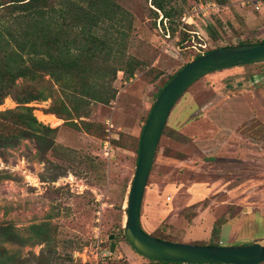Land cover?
Returning <instances> with one entry per match:
<instances>
[{
  "label": "rangeland",
  "instance_id": "obj_1",
  "mask_svg": "<svg viewBox=\"0 0 264 264\" xmlns=\"http://www.w3.org/2000/svg\"><path fill=\"white\" fill-rule=\"evenodd\" d=\"M115 1L124 14L125 59L137 63L133 75L117 73V94L110 103L90 102L82 117L90 125L79 119L77 126L64 123L55 114L54 123L42 120L39 113L51 114V98L27 103L39 122L57 127L53 149L42 160L28 138L0 155V172L8 175L0 179V224L27 236L31 224L47 222L55 236L50 253L42 251L43 244H2L28 264H148L123 234V207L157 88L193 58L197 43L211 50L264 39V6L256 9L247 0H228L212 11L200 9L203 0H172L167 3L174 14L170 34L150 0ZM208 24L214 35L207 34ZM42 86L45 93L60 94L48 75L37 85ZM17 105L7 96L0 111ZM262 188L264 62L206 74L170 112L143 194L141 226L169 241L208 244L213 223L223 222L221 231L226 229L224 222L264 200ZM254 207L261 217L264 207ZM254 224L236 234L234 244H222L221 232L220 245L251 243L257 234L264 243V223ZM41 252L43 263L35 258Z\"/></svg>",
  "mask_w": 264,
  "mask_h": 264
},
{
  "label": "trees",
  "instance_id": "obj_2",
  "mask_svg": "<svg viewBox=\"0 0 264 264\" xmlns=\"http://www.w3.org/2000/svg\"><path fill=\"white\" fill-rule=\"evenodd\" d=\"M171 1L150 0L160 12V24L167 23L169 34L174 21L173 12L167 7ZM203 1H214L221 6L228 0ZM122 12L115 0H0V104L7 96L18 103L13 109L0 111V155L5 148L28 138L34 141L42 160L47 151L53 149L57 127L39 122L33 107L27 105L31 101L51 98L47 111L64 123L77 126L75 119L90 125L82 119L89 114L90 102L108 104L115 98L117 89L113 82L117 73L133 75L137 66L134 60L125 59ZM208 25L207 34L214 35L211 24ZM98 28L104 32L98 33ZM252 42H264V39L238 43ZM199 50L208 51L205 47ZM199 54L196 50L193 58ZM173 74L157 88L155 98ZM45 75L58 85L59 95L45 93L44 86L37 87ZM5 177L8 175L0 172V179ZM222 224L213 223L208 244L220 245ZM54 241L47 222L31 224L27 236L20 235L11 224H0V264H28L26 259L2 246L3 243L43 244L42 251L50 253ZM42 254L35 257L41 263L44 262Z\"/></svg>",
  "mask_w": 264,
  "mask_h": 264
},
{
  "label": "water",
  "instance_id": "obj_3",
  "mask_svg": "<svg viewBox=\"0 0 264 264\" xmlns=\"http://www.w3.org/2000/svg\"><path fill=\"white\" fill-rule=\"evenodd\" d=\"M258 62H264V42L231 44L201 52L177 70L156 96L141 130L137 161L123 207V234L129 245L142 256L182 264L264 262V243L258 241L227 246L173 242L145 232L140 225V207L146 183L158 142L176 101L206 74Z\"/></svg>",
  "mask_w": 264,
  "mask_h": 264
},
{
  "label": "crops",
  "instance_id": "obj_4",
  "mask_svg": "<svg viewBox=\"0 0 264 264\" xmlns=\"http://www.w3.org/2000/svg\"><path fill=\"white\" fill-rule=\"evenodd\" d=\"M259 190H263L264 191V188L262 189H259ZM254 205L259 208L261 207H264V200L261 201L259 204H251L250 206V209L246 210V209H243L242 211H246V212H243V214H240V213H237L234 215V217H232V219H230L228 222H226L224 224L225 225H228L227 228L225 229L224 227H222V231L221 232H225L223 233V236L224 237H221L220 238V242L222 241V244H234V241H235V235L240 233V232H243L244 230H246L247 226H252L255 225L254 223L257 221V223L259 222L260 224L261 223H264V211L261 210V213H263V215H261L260 217V211H257V210H254L255 207ZM258 214L257 216L258 217V220H254V216L255 214ZM240 214V215H239ZM141 223V222H140ZM256 229H251L250 231H255ZM261 231L260 232H264V227H262L260 229ZM247 231V230H246ZM261 234H257V235H253L252 237L250 238H253V241L251 242H254V241H258ZM247 236V235H246ZM259 242V241H258Z\"/></svg>",
  "mask_w": 264,
  "mask_h": 264
},
{
  "label": "built area",
  "instance_id": "obj_5",
  "mask_svg": "<svg viewBox=\"0 0 264 264\" xmlns=\"http://www.w3.org/2000/svg\"><path fill=\"white\" fill-rule=\"evenodd\" d=\"M248 2L251 4V6H253V5L255 4V8H256V9H259V6H260V7H261V6H264V0H247L246 3H248ZM199 7H200V9H208V8H209L210 11H212V10H215L216 8H219L220 5L217 4V3L214 2V1H206V2L201 1V5H200ZM160 19H161V16H160ZM163 23H164V26L167 25V23H166L165 21H164ZM159 24H160V20H159ZM160 25H161V24H160ZM166 28H167V27H166ZM167 29H168V28H167ZM168 34H169V32H168ZM196 46H197V47H201V48H204V47H205V45H203V44H201V43H197ZM197 47H193V48H195V49H197L198 51H200V53H201V52H204V51L199 50V48H197ZM110 146H111V145H110V142H109L108 139L103 140V146H102V148H103V154H105L106 156L109 155V153H110V149H111Z\"/></svg>",
  "mask_w": 264,
  "mask_h": 264
},
{
  "label": "bare ground",
  "instance_id": "obj_6",
  "mask_svg": "<svg viewBox=\"0 0 264 264\" xmlns=\"http://www.w3.org/2000/svg\"><path fill=\"white\" fill-rule=\"evenodd\" d=\"M39 117L42 119V120H45V121H51V122H56V117L52 114H44V113H39Z\"/></svg>",
  "mask_w": 264,
  "mask_h": 264
}]
</instances>
